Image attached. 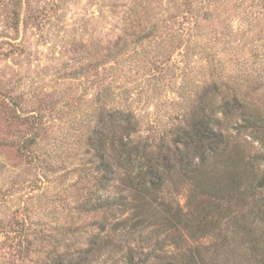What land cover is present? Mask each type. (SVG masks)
I'll use <instances>...</instances> for the list:
<instances>
[{
  "label": "rangeland",
  "instance_id": "1",
  "mask_svg": "<svg viewBox=\"0 0 264 264\" xmlns=\"http://www.w3.org/2000/svg\"><path fill=\"white\" fill-rule=\"evenodd\" d=\"M134 1L140 0H0V93L19 96L20 116L37 115L45 128L36 145L44 164L33 167L16 156L10 144L17 128L0 112V264H43L57 252L74 257L98 233L96 222L68 209L74 187L83 188L88 156L79 137L90 119L93 81L131 89L128 101H116L131 106L142 129L151 122L160 131L173 125L184 102L211 81L255 90L264 111V7L257 0H215L213 12L198 6L194 19L184 6L173 9L174 0H141L149 3L148 15L167 20L161 38L118 64H104L100 45L130 27L123 18ZM81 68L87 70L77 75ZM216 117L237 155L251 160L263 152L264 130L255 135L238 129V117ZM26 134L20 126V140ZM165 199L191 212L185 190ZM113 263L105 251L87 262Z\"/></svg>",
  "mask_w": 264,
  "mask_h": 264
},
{
  "label": "trees",
  "instance_id": "2",
  "mask_svg": "<svg viewBox=\"0 0 264 264\" xmlns=\"http://www.w3.org/2000/svg\"><path fill=\"white\" fill-rule=\"evenodd\" d=\"M143 4L134 1L124 15L123 23L130 27H122L114 40L99 43L104 64H118L161 38L159 28L167 20L148 15L149 3ZM257 4L264 7V0ZM214 5L215 0H174L172 8L184 6L183 14L194 19L198 6L208 15ZM92 85L90 119L79 137L88 156L81 170L83 188L74 187L68 209L75 218L96 222L98 233L91 234L89 247L74 257L50 253L43 264H87L101 251L113 264H264V150L251 160L237 155L216 117H238L239 130L259 135L264 111L255 90L245 93L233 84L211 81L210 87H199L196 99L184 102L173 125L160 131L155 122L142 129L131 106L122 105L131 89L98 81ZM120 96L127 99L119 103ZM19 100L0 93V112L18 132L10 146L19 159L39 167L44 160L36 145L45 128L37 115L20 116ZM20 126L27 133L21 140ZM182 190L189 214L165 199L169 191ZM3 233H11L7 225ZM202 238H209L205 247Z\"/></svg>",
  "mask_w": 264,
  "mask_h": 264
}]
</instances>
